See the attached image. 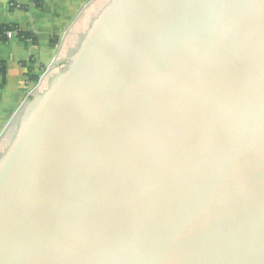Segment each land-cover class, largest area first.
I'll list each match as a JSON object with an SVG mask.
<instances>
[{
    "label": "water",
    "instance_id": "1",
    "mask_svg": "<svg viewBox=\"0 0 264 264\" xmlns=\"http://www.w3.org/2000/svg\"><path fill=\"white\" fill-rule=\"evenodd\" d=\"M10 127L0 264H264V0H110Z\"/></svg>",
    "mask_w": 264,
    "mask_h": 264
},
{
    "label": "crops",
    "instance_id": "2",
    "mask_svg": "<svg viewBox=\"0 0 264 264\" xmlns=\"http://www.w3.org/2000/svg\"><path fill=\"white\" fill-rule=\"evenodd\" d=\"M94 1L0 0V28L16 29L14 36L0 37V67L5 66V75L0 72V157L14 132L8 125L60 73L49 69L43 78L40 75L56 55L60 62L67 60L63 57L66 53L62 54L66 38ZM102 1L89 13H100L110 2ZM37 80H41L40 85H36Z\"/></svg>",
    "mask_w": 264,
    "mask_h": 264
},
{
    "label": "rangeland",
    "instance_id": "3",
    "mask_svg": "<svg viewBox=\"0 0 264 264\" xmlns=\"http://www.w3.org/2000/svg\"><path fill=\"white\" fill-rule=\"evenodd\" d=\"M100 2H104L102 0H95L92 5L86 8L88 9L86 11H84V13H82V17L80 19H82V21H79L76 25V27L73 28V30L70 32V36L66 38V42L65 45L63 47V52L62 54L66 53V55H64L63 57L67 60H64L63 62H60V60H58V56L56 55L55 58H53L49 63H48V69H46L44 72H42L40 75L42 76V78L44 77V73H48L50 70L53 71L55 69H57V73L59 72H63L69 65L70 63V59L72 57V54H74L78 44L80 43V41L83 39V37L85 36L86 32L88 31V29L90 28L91 24L93 23V21L97 18L98 14L97 12L94 13H89V11H92L90 8L91 7H95L97 8V5ZM50 69V70H49ZM40 76V77H41ZM41 78V80H42ZM41 80L38 82V80L36 81V85H40ZM48 80V78H45V81ZM38 82V83H37ZM38 93H35V95H37Z\"/></svg>",
    "mask_w": 264,
    "mask_h": 264
},
{
    "label": "trees",
    "instance_id": "4",
    "mask_svg": "<svg viewBox=\"0 0 264 264\" xmlns=\"http://www.w3.org/2000/svg\"><path fill=\"white\" fill-rule=\"evenodd\" d=\"M7 29H9V30H13L14 28H13V27H10V26H3V27H1V28H0V37H3V36H4L3 33H4V31L7 30ZM14 30H16V29H14ZM18 33L22 35L21 32H18ZM0 72H1L2 74L5 75V66H4V65H1V67H0Z\"/></svg>",
    "mask_w": 264,
    "mask_h": 264
},
{
    "label": "built area",
    "instance_id": "5",
    "mask_svg": "<svg viewBox=\"0 0 264 264\" xmlns=\"http://www.w3.org/2000/svg\"><path fill=\"white\" fill-rule=\"evenodd\" d=\"M14 31L13 30H9V29H7V30H5L4 31V35H6V36H8V37H12V36H14Z\"/></svg>",
    "mask_w": 264,
    "mask_h": 264
}]
</instances>
